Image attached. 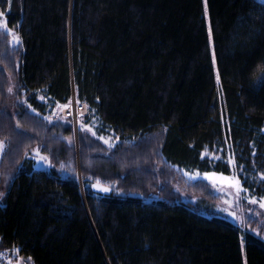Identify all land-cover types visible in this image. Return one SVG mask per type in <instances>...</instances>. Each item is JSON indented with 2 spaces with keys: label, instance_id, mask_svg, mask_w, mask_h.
Returning <instances> with one entry per match:
<instances>
[{
  "label": "trees",
  "instance_id": "trees-1",
  "mask_svg": "<svg viewBox=\"0 0 264 264\" xmlns=\"http://www.w3.org/2000/svg\"><path fill=\"white\" fill-rule=\"evenodd\" d=\"M0 12L20 38L0 29L10 264H245L241 236L246 264H264V224L241 235L213 185L183 172L229 174L232 160L243 193L264 197L263 2L0 0ZM73 98L87 108L77 145L54 111Z\"/></svg>",
  "mask_w": 264,
  "mask_h": 264
},
{
  "label": "rangeland",
  "instance_id": "rangeland-1",
  "mask_svg": "<svg viewBox=\"0 0 264 264\" xmlns=\"http://www.w3.org/2000/svg\"><path fill=\"white\" fill-rule=\"evenodd\" d=\"M259 1L264 3V0H259ZM0 29L8 31V33L10 34V39H11L12 44L17 45L20 42L18 33L7 25V18H6L5 13L3 12H0ZM216 78L218 79L217 72H216ZM73 101H75L77 104L81 106H84L82 113L79 114L78 116L83 115L87 112V108L85 104L78 103L75 100V98ZM73 101L71 100L68 104H66L67 107H65L66 105L57 106V109H55L54 111L55 112L58 111L62 116L71 118L72 124L74 127V135H73L74 141H75V145H77V134H75V127L76 128L78 127L77 121L75 122L72 113L65 111L68 107L71 106ZM74 123L76 124V126H74L75 125ZM84 128L86 129L85 131H87L89 134H93L92 129L88 128L89 129L88 130L86 127ZM104 140H107V139L104 138ZM2 151L3 149L0 150V158H1ZM32 156L35 160L36 169H49L50 167L49 159L47 158L46 160H40V157L42 156L47 157V156L41 153V151L39 150V147L35 148L32 151ZM76 156L78 157L79 155H76ZM230 165L232 166V170L229 174H224V173L216 172V171L201 172L197 170H192V171L183 170V172L186 174L188 178H190L188 180L203 179L213 185V187L215 188L214 192L217 193L219 196L215 204L216 205L215 212H218L219 214L224 215L226 218H228L229 220L233 221L236 225H238L240 233L242 235L244 232V228H245L244 223L251 217H256L257 219L260 220V224H264L262 220L260 219L261 215L257 214L258 212L260 214L264 213V206H262V204H264V197L257 199L255 197L248 196L247 194L243 193V191L238 193L236 190V187H233L232 185L237 184L238 182V187L240 188L242 187H241L240 181L237 178L236 171L234 169L232 160H230ZM225 177L228 179L227 180L223 179ZM97 181L98 180L94 181L91 186L96 191H102L100 190L99 187H97ZM99 183L102 186L108 187L106 184L104 183L102 184L101 181H99ZM5 186H6V179L0 176V193L3 192V190L5 189ZM176 188L181 193L183 197L182 199H191L193 201L196 200V196H194L193 194L191 193L188 194L184 192L179 186H176ZM245 196H248V197L243 202V198ZM252 200H255L256 202L252 203L251 202ZM241 247H242V252H243V260H244V263L246 264L245 256H244L243 236H241ZM19 264H23V262L22 263L19 262Z\"/></svg>",
  "mask_w": 264,
  "mask_h": 264
},
{
  "label": "snow or ice",
  "instance_id": "snow-or-ice-1",
  "mask_svg": "<svg viewBox=\"0 0 264 264\" xmlns=\"http://www.w3.org/2000/svg\"><path fill=\"white\" fill-rule=\"evenodd\" d=\"M9 91H11V89H9ZM65 107H67V105H66ZM48 119L50 120L51 117H48ZM101 139H103V138H101ZM104 143H105V144H109V146H112V144L110 143V140H104ZM3 147H4L3 142H0V150H2ZM46 159H47V157H43V156L40 157V160H46ZM223 179L227 180L228 178L225 177V178H223ZM262 179H264V177H262ZM232 186H233V187H236V190H237L238 193L241 192V191H243L242 188L238 187V182H237V184H233ZM97 187H99L100 190L105 191V192H107V191L110 190L109 187H106V186H102V185H100L99 181H97ZM251 202H252V203H255L256 201H255V200H252ZM262 206H264V204H262Z\"/></svg>",
  "mask_w": 264,
  "mask_h": 264
},
{
  "label": "bare ground",
  "instance_id": "bare-ground-1",
  "mask_svg": "<svg viewBox=\"0 0 264 264\" xmlns=\"http://www.w3.org/2000/svg\"><path fill=\"white\" fill-rule=\"evenodd\" d=\"M66 112H70L73 114L74 120L75 122L77 121L78 115L82 113L83 111V107L78 105L75 101L72 102L71 106L68 107L66 110ZM76 131V129H75ZM77 132V131H76Z\"/></svg>",
  "mask_w": 264,
  "mask_h": 264
},
{
  "label": "built area",
  "instance_id": "built-area-1",
  "mask_svg": "<svg viewBox=\"0 0 264 264\" xmlns=\"http://www.w3.org/2000/svg\"><path fill=\"white\" fill-rule=\"evenodd\" d=\"M74 98L72 99V101ZM79 105V104H78ZM81 106V105H80ZM84 109V106H82ZM63 109V108H62ZM64 111V110H63ZM66 113V112H65ZM11 257L9 255V252L7 250H1L0 249V264H10Z\"/></svg>",
  "mask_w": 264,
  "mask_h": 264
},
{
  "label": "water",
  "instance_id": "water-1",
  "mask_svg": "<svg viewBox=\"0 0 264 264\" xmlns=\"http://www.w3.org/2000/svg\"><path fill=\"white\" fill-rule=\"evenodd\" d=\"M75 124V123H74ZM74 126H76V124L74 125ZM75 129H76V131H77V128L75 127ZM76 131H75V134H76Z\"/></svg>",
  "mask_w": 264,
  "mask_h": 264
}]
</instances>
